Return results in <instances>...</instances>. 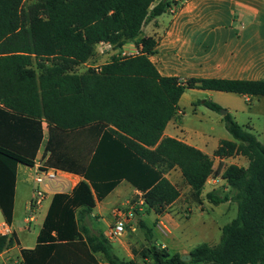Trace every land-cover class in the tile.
<instances>
[{
	"label": "trees",
	"instance_id": "1",
	"mask_svg": "<svg viewBox=\"0 0 264 264\" xmlns=\"http://www.w3.org/2000/svg\"><path fill=\"white\" fill-rule=\"evenodd\" d=\"M161 0H0V210L12 224L17 167H34L47 129L44 166L82 180L70 193H56L26 264H138L124 261L102 235L83 224L96 203L122 181L142 192L148 212L162 216L181 192L166 174L181 171L200 203L215 173L214 158L165 137L187 90L264 97V80L163 77L150 57L157 42L143 37L145 24L167 13ZM139 39V40H138ZM137 56H117L99 72L77 73L100 43L115 49L131 41ZM214 112L222 107L205 101ZM234 141H222L214 157L241 155L247 168L228 166L223 178L233 196L209 193L214 205L233 201L237 217L222 228L218 245L203 243L184 262L179 253L156 245L152 228L140 221L148 247L138 255L154 264H264V142L224 116ZM44 125L45 128H44ZM18 243L0 237V255ZM135 255L137 253L134 252Z\"/></svg>",
	"mask_w": 264,
	"mask_h": 264
},
{
	"label": "crops",
	"instance_id": "2",
	"mask_svg": "<svg viewBox=\"0 0 264 264\" xmlns=\"http://www.w3.org/2000/svg\"><path fill=\"white\" fill-rule=\"evenodd\" d=\"M160 1L157 0V3ZM173 2L174 0L170 1L171 8L174 6ZM143 37H151L156 40V52L150 57V60L163 77H175L183 81L192 78L242 81L264 80V0H179L176 2L174 13H171L169 9L167 13L145 24L140 38ZM138 48H140V45L137 40L131 41L124 46V50H129L130 52ZM99 50L100 46L97 45L94 56L86 64L94 65L97 62L104 61L100 65L102 66L111 60V55L101 56L99 55ZM113 53L117 54L118 49L113 51ZM200 92H207L204 93L207 98L205 101H213L222 108L227 109L228 113L241 126L247 128L256 137L260 135L259 138L257 137L258 141L264 142V97L240 96L197 89L187 90L182 96L178 105V112L168 123L164 136L184 142L214 158V165L219 169L220 174H223L230 165L247 168L249 160L244 156L237 155L225 159L214 157L222 141H234L226 129L223 114H218L207 108L204 104L205 101L201 105L198 100L197 104L199 105L196 107V102L190 98L187 99L188 105L195 113L190 114L182 111L181 102L185 96L189 93L201 94ZM237 100H246L248 105L240 108L236 104ZM200 108L209 110L207 115L204 113L200 115L198 112ZM46 141L47 129L45 128L44 141L36 157L34 167L31 168L23 164H19L17 167L14 215L10 227L18 243L1 254L0 260L2 257L19 256L22 250L33 249L36 246L39 233L31 246L24 247L21 243L19 233L27 229L24 228L22 230L16 226V205L21 192L23 191L24 193L25 190L27 195L30 193L29 204H32L35 190L32 187L30 192L29 186L31 183L36 185L35 177H33L35 168L38 165L44 166L43 153ZM166 177L175 185L176 182L181 181L180 178L183 180L181 171L177 168L169 171ZM81 180L79 178V182ZM210 186L212 187L210 189L211 192L209 190ZM206 187L208 189H204L199 204L192 199L191 188L187 186L189 195L184 196L181 194L180 198L167 208V212L164 215L157 216L154 212H148L142 192L138 191L127 181H122L104 200L96 203L93 212L85 216L83 224L92 234H102L105 237L107 231L114 225V210L119 207L118 205L113 206L110 210V218H105L107 211L104 206L105 202L113 195L119 199L124 198L123 207L130 208L129 212L134 213V205L130 203V200L133 197H139L140 204L145 208L144 211L147 213L148 218L155 222V225L149 226L144 222L152 228L153 232L156 230L164 239L162 242L155 239L156 245L166 248L170 252L167 242L168 238L172 236L174 230L181 229L180 224L177 223L176 214H184V209L191 205L193 208L190 210L191 214L189 216L186 215L187 217L194 213L196 207H199L203 214L207 205L204 204L207 200V195L212 192L217 193L216 188L209 181H207ZM222 189L230 192L226 183L222 184ZM222 189L218 187L217 194L220 196L224 193ZM45 191L46 196L42 204L36 208L39 209L44 201L49 200L45 212L46 217L55 192H52L49 188H45ZM191 201H193V204H191ZM232 202L230 200L226 203L230 205ZM208 205L214 204L209 203ZM125 208L124 211L128 212ZM133 220L131 224H133ZM33 221L34 218L26 219L24 223L31 224ZM3 223L6 222L0 210V224ZM223 227L220 228L221 232ZM130 228L128 227V229ZM204 231H207V229ZM208 232H210L208 239L211 240L212 231L208 230ZM110 243L112 251L117 257H119L117 253L124 255V258L119 257L120 259L129 260L133 258L128 249V241L120 238ZM204 243L210 244L208 240ZM193 249L186 248L182 252L177 253L187 256Z\"/></svg>",
	"mask_w": 264,
	"mask_h": 264
},
{
	"label": "rangeland",
	"instance_id": "3",
	"mask_svg": "<svg viewBox=\"0 0 264 264\" xmlns=\"http://www.w3.org/2000/svg\"><path fill=\"white\" fill-rule=\"evenodd\" d=\"M26 2H28V0H26ZM102 63H104V61L97 62L95 64L101 65ZM87 70L88 68L84 66V67L77 68L76 72L81 74ZM200 93L201 94H193V93L187 94L181 102L182 111H184L185 113L194 114L195 111H193V109L192 110L190 109L187 99L190 98L194 100L197 105L196 107H198L199 105L197 104L198 100L200 101L201 105L203 104L205 100H207V98L204 96V93H207V92H200ZM236 104H238L240 108L248 105L246 100L245 101L237 100ZM200 107H203V106H200ZM208 111L209 110H207L206 108H200L198 112L200 115H202V113L207 115ZM221 111H228V110L225 108H222ZM218 114H222V113L218 112ZM257 137L259 138L260 135H257ZM33 177H35V173L33 174ZM180 179L181 181L176 182V185L179 188L181 194L184 196H187L189 195L187 185L182 180V178ZM32 187L34 190H36L35 183L30 184L29 186L30 192H31ZM219 187L220 189H222V185ZM211 188L212 187L210 186L209 190ZM215 188L218 193V186H216ZM205 189H208V187H206ZM229 191L230 192L228 191L226 192V190H224V193L222 194V196H224L225 194L233 196L234 193L231 192V190ZM29 194L27 195L26 190L24 193L22 191L17 200V205H16V223H17L16 226H18L22 230L24 228L27 229L26 231H22L19 233L21 243L24 247H29L31 246V244L35 242L36 236L42 227L45 214H46L45 213L46 208L49 202V200L44 201L43 205L39 209H37L36 207H32L29 204V198H30ZM124 202H125L124 198L119 199L115 195L110 197L107 200V202H105V205H104L107 208L105 218H110V210L113 206L118 205L119 207H123L122 204ZM130 203L134 205V208H133L134 209L133 210L134 220L132 224L133 228L128 229V232H126L121 239L128 241V249L130 253L132 254L133 258L129 260H125V259L123 260L129 262V261H132L133 259H136V263L138 264H154V262L151 259H148L144 263L143 260L140 259V256L138 255V253H140L145 247H148L149 245L148 242L146 241L143 230L140 228V221L141 220L145 221L149 226L155 225V222H153L150 218H148L147 213L144 211L145 208L140 204L139 197H133L130 200ZM209 203L212 204L207 199L206 202L204 203L207 205L205 206V212L203 214H202V211L199 209V207H196L194 210V213L190 217H187L191 214L190 210L191 208H193L192 205L184 209L185 210L184 214H176L177 223L180 224L181 229L174 230L172 236L168 238L167 242L169 244V250L171 253L182 252L186 248H195L196 246H198L201 243L206 242L207 240L210 244H213V245H218L220 243L221 238H222V232L220 231V228L227 224H230L237 217L238 208H237V205L234 204V202L230 203V205L227 203H223L220 205H208ZM191 204H193V201H191ZM125 209H127L128 212L130 211V208H125ZM31 218H34V221L31 224L24 223L26 219H31ZM205 229H207V231H204ZM208 230L212 231L211 240L208 239L209 233H210L208 232ZM153 234H154V240L157 239L159 242L164 241L163 237L156 230L153 232ZM134 252L137 253V255H135ZM117 255L120 258H124L123 254L117 253Z\"/></svg>",
	"mask_w": 264,
	"mask_h": 264
},
{
	"label": "built area",
	"instance_id": "4",
	"mask_svg": "<svg viewBox=\"0 0 264 264\" xmlns=\"http://www.w3.org/2000/svg\"><path fill=\"white\" fill-rule=\"evenodd\" d=\"M179 0H174L173 7L170 8V12L174 13L176 10V2ZM187 1V0H182ZM100 46L99 55L101 56H108L111 55V59L114 56L124 58V57H131V56H137L141 53L142 46L140 45V48L133 50V51H127L123 48L118 49V53L114 54L113 51H115V47L110 43H100L98 44ZM88 69H94L95 71L99 72L101 67L100 65H90L85 64L84 65ZM218 168L215 167V173L218 172ZM35 182H36V190L34 192V199L32 201L31 206L32 207H38L42 204V201L44 200L46 196L45 188H49L52 192L56 193H70L72 190L79 184V176L65 172L59 169L55 168H48L45 166L38 165L35 168ZM212 185L221 186L223 183H226V180L223 178V174H214L211 176L208 180ZM228 185V184H227ZM134 218L133 212H125L123 207H118L114 210V225L107 231L105 234V238L113 242L115 240H118L124 236V234L127 232L128 227L133 228L131 226V222ZM12 229L10 225L7 223L0 224V237L1 236H12ZM0 264H26L24 258L20 254L16 257H2L0 260Z\"/></svg>",
	"mask_w": 264,
	"mask_h": 264
},
{
	"label": "water",
	"instance_id": "5",
	"mask_svg": "<svg viewBox=\"0 0 264 264\" xmlns=\"http://www.w3.org/2000/svg\"><path fill=\"white\" fill-rule=\"evenodd\" d=\"M221 113L225 116V115H227L228 114V111H221ZM182 260L184 261V262H189L190 260H191V256H189V255H184V256H182Z\"/></svg>",
	"mask_w": 264,
	"mask_h": 264
}]
</instances>
